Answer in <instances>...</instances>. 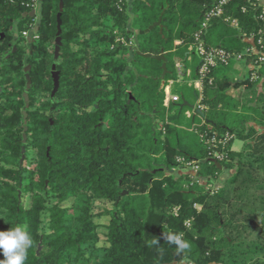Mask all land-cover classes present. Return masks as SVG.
I'll return each instance as SVG.
<instances>
[{
  "label": "trees",
  "instance_id": "16d2710c",
  "mask_svg": "<svg viewBox=\"0 0 264 264\" xmlns=\"http://www.w3.org/2000/svg\"><path fill=\"white\" fill-rule=\"evenodd\" d=\"M214 1L63 0L55 61L60 0H40L36 23L30 0H0V231L20 225L30 232L25 264H264L259 243L240 254L261 258L238 259L246 243L236 225L242 215L248 223L260 216L264 235V93L247 92L253 75L264 78V63L245 40L264 39V14L232 0L223 18L239 28L220 18L202 28ZM199 32L207 50L241 59L201 75ZM161 53L164 78L163 61L144 56ZM241 61L251 65L249 85L236 96L240 85L228 72ZM178 67H193L201 84L203 108L193 118ZM212 132L234 134L243 151L227 148L220 164L212 162L213 149L200 139ZM178 157L199 162L200 181L225 166L236 170L227 187L208 192L171 174ZM97 202L111 207L96 212ZM171 234H182L191 250L178 254L165 239Z\"/></svg>",
  "mask_w": 264,
  "mask_h": 264
},
{
  "label": "built area",
  "instance_id": "2783aa9c",
  "mask_svg": "<svg viewBox=\"0 0 264 264\" xmlns=\"http://www.w3.org/2000/svg\"><path fill=\"white\" fill-rule=\"evenodd\" d=\"M231 2L232 0H215L204 14L201 20V27L207 28L214 20L220 18L229 23V25L232 27L239 28V23L236 19L232 18L231 16H226L223 18V13ZM30 5L32 6L33 10L37 12L38 7L40 6V0H30ZM247 7H253L255 10H259L261 13L260 18L263 19L264 0H248L247 4L242 6V11H245ZM262 28L264 30V25ZM24 35L27 36V33H24ZM195 40L196 45L194 51L202 63L199 69L201 75H204L210 66H215L219 63L227 65L232 59H241L240 55L227 52L221 48H210L207 50L204 46V39L201 32L196 34ZM245 40H248L253 46L251 53L258 55L257 62L264 63V51L256 50L257 45L261 47V49H264V39L259 38L255 43L252 37L245 38ZM252 78L257 79V76L253 75ZM197 83H200V81H197ZM202 108L203 107L201 106L199 110L200 112L198 111L199 113H201ZM235 137L236 136L232 133L218 134L217 132H212L211 136L200 134L201 141L213 149L210 160L217 164H220L225 159V151L227 148L231 147ZM177 162L182 165L184 169H186V175L189 177L191 183L200 181V167L198 161L186 160L182 157H178Z\"/></svg>",
  "mask_w": 264,
  "mask_h": 264
},
{
  "label": "rangeland",
  "instance_id": "374dc122",
  "mask_svg": "<svg viewBox=\"0 0 264 264\" xmlns=\"http://www.w3.org/2000/svg\"><path fill=\"white\" fill-rule=\"evenodd\" d=\"M39 8L40 6L38 7L37 9V12H36V19L35 21H33V23H36L38 21V15H39ZM30 36H32V34H30ZM190 65H195L193 60H192V57L190 58ZM229 71H231L233 73L234 76L238 77V78H242V74L243 71L239 70L238 66H236L235 64L230 66L229 67ZM178 70V82L179 83H182V84H185L187 89H188V96H187V99L188 101L185 102V104H191L192 106L191 107V110L187 111L186 112V117H191L193 118L197 113H199L198 111L200 110L201 108V103H200V100H201V89L199 88V92H197L196 88H195V83L193 82L194 80L191 78V76L193 75V67H189L188 70L189 71H185L182 70L181 68H177ZM184 73H186V75H184ZM194 83V84H193ZM198 85H200L201 87V84L200 83H197ZM165 93H166V98H165V105H168L169 102H170V99L173 97L172 94H171V87L170 85L166 87L165 89ZM255 99H257V95L254 96ZM168 100V102H167ZM177 101H175V104H176ZM178 103V102H177ZM263 102H260L259 103V107H262ZM202 111V110H201ZM185 127V126H183ZM233 145L234 147H237L239 148L241 151H243L244 147H245V144H243V147L241 148V142L236 139L235 137V140L233 141L232 145H231V149H233ZM235 168L232 167V168H228L227 166H225L221 173L219 174V176L216 178V179H208V178H205L204 180H201L200 182L205 186V190L208 191V192H215L216 190H220L222 189L223 187H227L229 185V181L233 178V175L235 173ZM171 171V174L175 177H184V175H186V169H184V167L182 165L180 166H177L175 168H172L170 169ZM190 184H192L190 182ZM186 187V186H185ZM96 212L98 211H101L103 209V207H107V208H110L111 207V204L110 203H100V202H97L96 203ZM196 207L198 209L201 208L200 205H196ZM243 217V215H242ZM240 218V222H238L236 225L239 227H242V229L240 230V236L241 238L245 239V243L246 245L244 244L243 247L239 250V258L238 259H246V260H250L251 258H256V257H260L263 255L261 253H254V254H248L246 257L242 254H240L241 252L242 253H246V251H249L251 250V247H254L255 244L259 243L260 244V247H262V249H264V235L262 234V225H261V222H260V216L256 217L254 220H252L250 223H248L247 219L249 216H246V218ZM46 218V217H45ZM100 223L102 224L101 225V228L99 229L101 235H102V242L100 243V245H103L104 244V240H105V229L103 228L104 225H106L108 223V218H102L100 220ZM252 245V246H251ZM261 251V249H260ZM229 263V262H227Z\"/></svg>",
  "mask_w": 264,
  "mask_h": 264
},
{
  "label": "clouds",
  "instance_id": "9594fccd",
  "mask_svg": "<svg viewBox=\"0 0 264 264\" xmlns=\"http://www.w3.org/2000/svg\"><path fill=\"white\" fill-rule=\"evenodd\" d=\"M169 244H174L177 253H187L191 250L189 241L182 234H171L165 237ZM33 238L24 226L17 225L7 231H0V264H25L28 250L33 246Z\"/></svg>",
  "mask_w": 264,
  "mask_h": 264
},
{
  "label": "water",
  "instance_id": "95a60500",
  "mask_svg": "<svg viewBox=\"0 0 264 264\" xmlns=\"http://www.w3.org/2000/svg\"><path fill=\"white\" fill-rule=\"evenodd\" d=\"M62 9H63V0H60L59 13L57 14V30L58 31H57V38L55 40V52H54V60L55 61H57V59H58V54H59V49H60L59 46L61 45L60 33H61V12H62ZM30 15L32 17H34L36 15V11L35 10H32ZM129 21H131V19ZM158 25H160V20L158 22H156L155 24L151 25L146 30L141 31L140 34L147 33L153 27L158 26ZM37 29L38 28L36 27L35 30H37ZM144 56L145 57H152L153 59L158 60V61H163V63H162V69H163L162 78H164L165 74L167 73V59H166L164 53H161L160 55H156V56H152L150 54H146ZM29 68H30V65H28L26 67V70H28ZM53 69H55V65H53ZM52 77H53V83H54V90H57L58 85H59V81H58L59 80L58 79L59 78V73L58 72H53ZM26 78H27V84H28L27 87H29V85L31 83V79H30L29 75H27ZM162 86H164V81L162 82ZM24 98H25L26 102H28V95H27V93H24ZM28 106H29V104L27 103L26 104V107H28ZM26 116H27V114H26V112H24V117L26 118ZM26 130H27V128L25 127L24 131H26ZM25 141H26V135L23 134V142L25 143ZM24 150H25V148H23V151Z\"/></svg>",
  "mask_w": 264,
  "mask_h": 264
},
{
  "label": "crops",
  "instance_id": "0c3cea01",
  "mask_svg": "<svg viewBox=\"0 0 264 264\" xmlns=\"http://www.w3.org/2000/svg\"><path fill=\"white\" fill-rule=\"evenodd\" d=\"M236 66H238L239 70L243 71V73H241L243 76L242 78H238L236 76L233 75V73L231 71L228 72V75H229V78L231 81L235 82V83H239V88L238 89H235L234 93L236 94V96L239 94L240 91L244 90V89H247L248 85L247 83H244L245 80H247L249 78V75H248V69L251 67L250 64L246 63L245 61H241V62H237L236 63ZM181 68L182 70H184L183 67H179ZM186 71H189L188 69ZM185 72V71H184ZM264 79V78H263ZM263 79L261 80H258L257 79H253L251 77V83L253 84V87L250 89V90H247V92H250V91H255V90H258V93H264V83H263ZM258 80V81H257ZM256 81V82H255ZM194 85H195V88L197 89L196 91L199 92V88L201 89L200 85L197 84V81H193ZM250 98H253V96H250ZM168 102V100H167ZM190 106H192L191 104H189ZM247 126H254L256 127L257 129H262L263 127L261 125H259L258 123H253V122H249L247 124ZM241 148L243 147V144H245L244 141H241ZM233 150L235 151H241L239 148L237 147H234L233 145Z\"/></svg>",
  "mask_w": 264,
  "mask_h": 264
},
{
  "label": "flooded vegetation",
  "instance_id": "af4514ba",
  "mask_svg": "<svg viewBox=\"0 0 264 264\" xmlns=\"http://www.w3.org/2000/svg\"><path fill=\"white\" fill-rule=\"evenodd\" d=\"M53 65H55V64H53ZM53 65H52V71H51V73L53 74V72H57L56 71V68L55 69H53ZM56 67V66H55ZM53 78V77H52ZM53 85H54V83H53Z\"/></svg>",
  "mask_w": 264,
  "mask_h": 264
}]
</instances>
